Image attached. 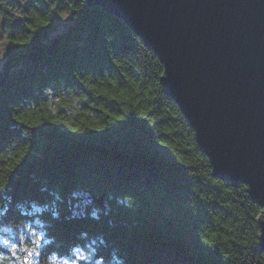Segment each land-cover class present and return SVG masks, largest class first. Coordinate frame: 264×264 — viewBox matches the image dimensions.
<instances>
[{
	"label": "trees",
	"instance_id": "16d2710c",
	"mask_svg": "<svg viewBox=\"0 0 264 264\" xmlns=\"http://www.w3.org/2000/svg\"><path fill=\"white\" fill-rule=\"evenodd\" d=\"M1 35L0 264H264L261 206L212 174L121 19L0 0Z\"/></svg>",
	"mask_w": 264,
	"mask_h": 264
},
{
	"label": "water",
	"instance_id": "95a60500",
	"mask_svg": "<svg viewBox=\"0 0 264 264\" xmlns=\"http://www.w3.org/2000/svg\"><path fill=\"white\" fill-rule=\"evenodd\" d=\"M85 1L157 53L161 86L193 128L212 174L245 184L261 206L264 251V0ZM94 201L102 204L101 195Z\"/></svg>",
	"mask_w": 264,
	"mask_h": 264
},
{
	"label": "snow or ice",
	"instance_id": "6c2138e0",
	"mask_svg": "<svg viewBox=\"0 0 264 264\" xmlns=\"http://www.w3.org/2000/svg\"><path fill=\"white\" fill-rule=\"evenodd\" d=\"M0 215H2V212H0ZM77 259H87V257L83 256H77ZM61 264H75V261H69L68 259H65L64 261L61 262Z\"/></svg>",
	"mask_w": 264,
	"mask_h": 264
},
{
	"label": "rangeland",
	"instance_id": "374dc122",
	"mask_svg": "<svg viewBox=\"0 0 264 264\" xmlns=\"http://www.w3.org/2000/svg\"><path fill=\"white\" fill-rule=\"evenodd\" d=\"M4 35V34H3ZM2 41H3V36L1 35V39H0V49L2 47ZM11 245V244H10ZM13 247V245H11Z\"/></svg>",
	"mask_w": 264,
	"mask_h": 264
}]
</instances>
